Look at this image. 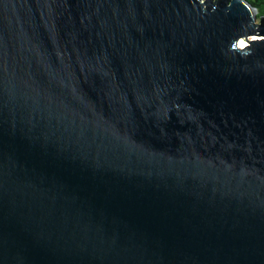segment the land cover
Returning <instances> with one entry per match:
<instances>
[{
	"label": "water",
	"instance_id": "1",
	"mask_svg": "<svg viewBox=\"0 0 264 264\" xmlns=\"http://www.w3.org/2000/svg\"><path fill=\"white\" fill-rule=\"evenodd\" d=\"M0 264H264V14L0 0Z\"/></svg>",
	"mask_w": 264,
	"mask_h": 264
},
{
	"label": "trees",
	"instance_id": "2",
	"mask_svg": "<svg viewBox=\"0 0 264 264\" xmlns=\"http://www.w3.org/2000/svg\"><path fill=\"white\" fill-rule=\"evenodd\" d=\"M251 1L258 9V15L264 14V0H249Z\"/></svg>",
	"mask_w": 264,
	"mask_h": 264
},
{
	"label": "rangeland",
	"instance_id": "3",
	"mask_svg": "<svg viewBox=\"0 0 264 264\" xmlns=\"http://www.w3.org/2000/svg\"><path fill=\"white\" fill-rule=\"evenodd\" d=\"M254 37V36H253ZM243 39V46H245L246 44L248 45L249 43L246 41V39L249 41L250 39H252V36H250L249 38H241L240 41ZM240 41H239V44H240ZM241 45V44H240Z\"/></svg>",
	"mask_w": 264,
	"mask_h": 264
},
{
	"label": "snow or ice",
	"instance_id": "4",
	"mask_svg": "<svg viewBox=\"0 0 264 264\" xmlns=\"http://www.w3.org/2000/svg\"><path fill=\"white\" fill-rule=\"evenodd\" d=\"M243 44H244V42H243V41H241V46H243Z\"/></svg>",
	"mask_w": 264,
	"mask_h": 264
},
{
	"label": "bare ground",
	"instance_id": "5",
	"mask_svg": "<svg viewBox=\"0 0 264 264\" xmlns=\"http://www.w3.org/2000/svg\"><path fill=\"white\" fill-rule=\"evenodd\" d=\"M241 41H243V39H242ZM241 41H240V44H241ZM240 44H239V45H240ZM246 45H247V44H246ZM240 46H241V45H240ZM242 47H243V46H242Z\"/></svg>",
	"mask_w": 264,
	"mask_h": 264
}]
</instances>
